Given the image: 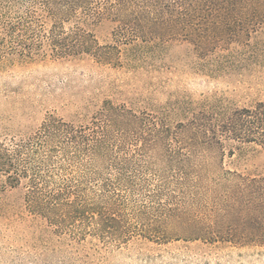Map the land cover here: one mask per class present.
Listing matches in <instances>:
<instances>
[{"label": "trees", "instance_id": "16d2710c", "mask_svg": "<svg viewBox=\"0 0 264 264\" xmlns=\"http://www.w3.org/2000/svg\"><path fill=\"white\" fill-rule=\"evenodd\" d=\"M105 23L115 45L93 35ZM263 29L264 0H0V62L118 64L122 46L175 41L204 59ZM169 115L109 101L86 122L48 115L34 132L0 141L2 188H21L30 215L74 230L73 239L85 225L114 244L166 241L178 224L186 240L264 246V175L224 167L242 145L264 148V102L215 103L176 124Z\"/></svg>", "mask_w": 264, "mask_h": 264}, {"label": "rangeland", "instance_id": "374dc122", "mask_svg": "<svg viewBox=\"0 0 264 264\" xmlns=\"http://www.w3.org/2000/svg\"><path fill=\"white\" fill-rule=\"evenodd\" d=\"M111 30L108 23L93 29L99 46L115 45ZM222 46L229 50L217 48L204 59L189 42L175 41L151 50L122 46L118 64L90 56L0 62V141L34 132L48 115L86 122L106 101L136 112L168 109L171 124L215 103L233 110L264 102V29L246 46ZM224 167L263 176L264 148L242 145ZM182 228H167L166 241L114 244L83 225L73 239L74 230L30 215L21 188L4 190L0 180V264H264V246L186 240Z\"/></svg>", "mask_w": 264, "mask_h": 264}]
</instances>
